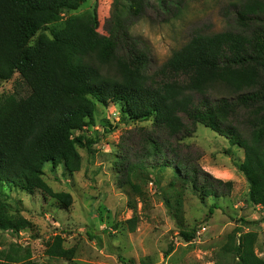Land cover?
Segmentation results:
<instances>
[{
	"label": "trees",
	"instance_id": "16d2710c",
	"mask_svg": "<svg viewBox=\"0 0 264 264\" xmlns=\"http://www.w3.org/2000/svg\"><path fill=\"white\" fill-rule=\"evenodd\" d=\"M86 1L0 0V83L18 74L27 89L24 95L0 96V184L30 195L39 191L68 208L71 196L54 194L42 178L43 167L78 172L77 148L94 143L84 131L95 123L96 104H118L125 121L151 123L141 129L138 162L125 157L117 163L120 188L142 194L131 178L152 158L203 198L229 192L232 183L205 173L201 156L182 142L200 124L242 149L237 169L248 185L247 201L264 209V0H234V28L193 34L153 70L128 20L144 16L151 3L165 9L166 0H127L125 15L116 1L108 35L98 32L95 11L59 23L62 11ZM166 209L183 241H192L195 232L185 228L181 200H166ZM137 220L126 221L130 232ZM30 224L11 212L0 191V230L18 232ZM254 244L253 233L240 237L234 247L239 264H264ZM49 252L66 256L59 239Z\"/></svg>",
	"mask_w": 264,
	"mask_h": 264
},
{
	"label": "rangeland",
	"instance_id": "374dc122",
	"mask_svg": "<svg viewBox=\"0 0 264 264\" xmlns=\"http://www.w3.org/2000/svg\"><path fill=\"white\" fill-rule=\"evenodd\" d=\"M116 1L125 15L127 0H87L75 11H62L59 23L95 11L98 32L108 35ZM165 6L151 3L144 16L128 20L129 33L149 51L152 70L193 34L235 27L234 0H166ZM15 92H27L18 74L0 83V96ZM120 109L118 104H96L95 123L84 131L94 143L77 148L78 172L69 175L61 165H44L42 178L54 194L71 196L68 208L39 191L30 195L0 184L11 212L31 223L18 232L0 230V264H239L234 247L246 233L255 235L254 253L264 261V209L247 201L248 185L237 169L243 161L242 149L197 124L182 142L201 156L198 165L205 173L231 182V190L203 198L176 180L172 168L160 167V160L149 158L131 178L141 190L139 195L128 185L118 186L117 163L125 157L130 163L138 162L141 129H150L151 123L125 121ZM178 199L185 228L195 232L190 242L183 241L167 214L166 200L174 204ZM213 204L217 208L209 213ZM133 216L138 220L130 232L126 221ZM57 239L65 257L49 252Z\"/></svg>",
	"mask_w": 264,
	"mask_h": 264
}]
</instances>
